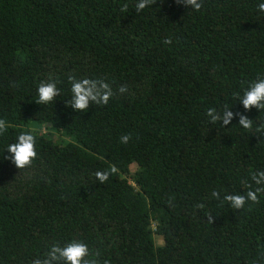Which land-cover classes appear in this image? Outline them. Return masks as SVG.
<instances>
[{
    "label": "trees",
    "instance_id": "obj_1",
    "mask_svg": "<svg viewBox=\"0 0 264 264\" xmlns=\"http://www.w3.org/2000/svg\"><path fill=\"white\" fill-rule=\"evenodd\" d=\"M136 3L0 0V264L73 240L98 264H264V195L240 210L221 202L264 170V111L237 99L264 78V0H203L199 12L156 0L139 14ZM69 75L128 92L76 112ZM49 77L60 95L37 104ZM225 106L253 128L210 123ZM21 132L36 137L24 169L6 151Z\"/></svg>",
    "mask_w": 264,
    "mask_h": 264
},
{
    "label": "clouds",
    "instance_id": "obj_2",
    "mask_svg": "<svg viewBox=\"0 0 264 264\" xmlns=\"http://www.w3.org/2000/svg\"><path fill=\"white\" fill-rule=\"evenodd\" d=\"M178 4H183L187 8H192L199 12L203 7V0H176ZM156 4V0H137L135 9L137 14L145 8ZM127 5L122 11L127 10ZM257 10L264 13V3L257 5ZM164 44H171L172 39L167 38L163 41ZM68 81L71 85V99L67 103V107L72 108L76 112H86L91 104L104 105L109 103L117 92L125 94L128 92L126 85L119 87L116 92L112 86L104 79H90L83 77L77 79L74 75L68 76ZM58 81L49 77L48 80L41 81L37 88L38 100L35 102L40 105H46L55 100L60 95V89L57 87ZM239 103L243 105L245 111L255 108L259 111H264V78H258L251 82L244 90L243 95L237 93ZM209 122L215 124L221 123V126H227L234 118H238L239 126L245 130L253 128V120L241 112H233L225 106L222 110L217 108H209L206 112ZM8 131V123L5 119L0 118V135ZM132 139L131 134H124L120 137L122 144H127ZM6 151L10 154L9 159L18 168L24 169L30 167L33 161L37 158L36 137L31 132H21L15 143L7 146ZM117 169L113 166L110 170L97 171L94 175L96 179L104 183L109 179L110 174L115 173ZM251 183L246 184V192L241 195L239 193H225L222 198V203L229 205L234 210L243 209L244 206L251 202L259 204L261 195H264V170L250 171ZM253 184L256 185L253 188ZM211 197L215 200H221L220 191L213 190ZM198 209L204 208L203 204L196 206ZM208 223L214 222V216L210 213L207 215ZM98 255V253H97ZM89 246L79 240H73L64 246L55 243L50 246L43 258H36L32 264H98L97 259H89Z\"/></svg>",
    "mask_w": 264,
    "mask_h": 264
},
{
    "label": "rangeland",
    "instance_id": "obj_3",
    "mask_svg": "<svg viewBox=\"0 0 264 264\" xmlns=\"http://www.w3.org/2000/svg\"><path fill=\"white\" fill-rule=\"evenodd\" d=\"M161 238L162 237H160V236H156V241L159 242V243H161L162 242V239Z\"/></svg>",
    "mask_w": 264,
    "mask_h": 264
}]
</instances>
